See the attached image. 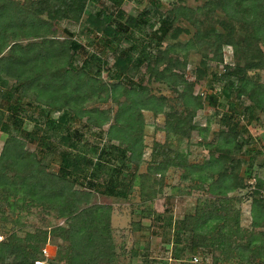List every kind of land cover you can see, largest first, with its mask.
Returning <instances> with one entry per match:
<instances>
[{"label":"rangeland","instance_id":"1","mask_svg":"<svg viewBox=\"0 0 264 264\" xmlns=\"http://www.w3.org/2000/svg\"><path fill=\"white\" fill-rule=\"evenodd\" d=\"M158 1L159 13L174 15L166 34L156 44L151 34L155 23L146 34L142 31L147 29L134 30L131 37L150 42L145 51L159 61L129 66L120 78L113 76L118 51L132 38L124 33L119 42H104V22L96 13L114 15L116 7L107 0L87 2L75 21L39 15L48 23L39 37L25 25L8 30L4 45L0 42L2 57H15L9 47L23 50L26 45L46 54L18 66L25 84L17 90H12L16 79L0 73V123L9 120L15 104L23 109L20 125L0 130V153L5 141L15 137L22 142L23 161L29 160L27 167L17 163L2 170L7 184L0 185V234L4 243L28 253V261L33 257L41 264H69L71 237L100 231L108 240L105 254L111 255L109 261L106 255L94 258L96 264H264V224H252L258 214L253 201L264 199V34L255 28V23L264 27V0H231L226 5L225 0ZM147 2L123 0L121 22L126 25ZM227 9L240 18L228 16ZM149 19L156 22V16L149 14ZM69 40L104 61L98 77L89 69L78 76L66 73L68 65L59 51ZM32 50L27 54H34ZM66 51L78 72L84 56ZM252 64L258 66L249 68ZM229 71L238 74L234 81L245 85L246 95L236 99L232 92L226 100L218 93L227 78L212 75ZM32 78L39 87L28 84ZM42 85H49L51 97ZM252 90L259 107L250 104ZM4 91L11 96H3ZM209 93L217 94L215 104L207 103ZM140 96L159 112L135 111ZM127 104L133 116L116 120ZM62 105L71 108L66 121L52 129L49 121L56 120ZM246 105L251 117L243 109ZM66 129L81 135L74 149L59 142ZM45 132L50 136L41 142ZM132 141L137 159L122 166L124 174H134L125 199L53 180L62 151L84 152L94 159L91 146L127 147ZM220 168L225 176L214 182ZM213 183L216 191L210 192ZM201 211H212V218L203 222L197 217ZM182 216L185 233L175 244L173 225Z\"/></svg>","mask_w":264,"mask_h":264},{"label":"trees","instance_id":"2","mask_svg":"<svg viewBox=\"0 0 264 264\" xmlns=\"http://www.w3.org/2000/svg\"><path fill=\"white\" fill-rule=\"evenodd\" d=\"M99 1L101 0H25L24 2L18 3V1L13 0H0V42H2L4 45L5 33L8 30H14L16 29V27L24 29L25 25H28L29 28L36 31L33 32V34H38L36 36L39 37L40 30L42 28H45V25L48 24L47 21L41 19L39 15L44 14L46 18L55 16L61 17L62 19L70 16V18L75 21L83 12L84 6L87 2L95 3ZM107 1L114 7H116L114 15L105 13L102 10L96 13V15L100 16L101 20L104 22L102 35H105L107 37L104 40L105 43L121 41L122 34L124 33H126L127 36L131 37V33L134 30L141 31L143 29H147L146 31H142L144 32V34H146L147 31H150L156 23V28L151 31V34L155 38V42L157 44L166 34L173 21L174 15H172V11H168L166 14L159 13V1L148 0L147 4L138 13V15L130 19V21L125 25L121 22V19L123 18L125 13L120 7L123 0ZM229 1L231 0H225V5ZM248 1L257 2L258 0H247L245 2L248 3ZM149 14H151L153 17L156 16V22L149 19ZM226 14L231 17L234 16L237 19L240 18L239 13L235 11L233 12L227 9ZM255 24L256 32H258V34H264L263 25L260 23ZM131 38L132 42H130V44H128L125 48H122L118 51V57L116 58L115 62L116 68H114L113 75L115 78H120L121 73L125 71L129 66L136 68L146 60L149 61V63L152 65L156 64L159 61L156 56H152L149 52L145 51V48L147 46H150V42L138 40L136 37ZM140 41L143 43H140ZM66 45V49L63 48L59 51V54L63 59L66 60V64L68 65V71L66 73L73 72L75 76H78L77 73L81 74L89 69V71H91V73L95 77L99 76L102 65L104 64V61L100 58V56L96 55L95 53H88L85 50L84 46L78 43L76 40H69L67 41ZM9 48H11V50H14L12 53L16 51V53L13 54L15 55V57L11 58L0 56V73H3L6 76L14 77L16 79V84L13 85L12 90H17L18 85L21 87L25 84L24 80L20 81L21 76L23 75V69L19 70L18 66H24L34 63L39 59L41 60L42 57L46 54H44L40 50L33 51L32 45H26L25 49L23 50L17 49L18 47L16 46ZM3 49L4 46H2L0 43V54ZM29 49L32 50L34 54L28 55L27 51ZM68 49L72 50L75 55L81 53L84 56L82 59V63L78 68V72L77 70L74 71L75 67L72 66L73 55H67L66 50ZM256 66L258 65L252 64V66L248 67L253 68ZM222 76L227 78V82L224 84L225 86L223 85L222 88H220L218 93L224 96L226 100L229 98L232 92H234L236 99L243 94L246 95V92L244 91L245 85L234 81V78L238 77V74L236 72L229 71L227 73L221 74V76L220 74L216 75L214 73L212 75V77L215 79H221ZM25 78L28 80V77L26 75ZM159 78L161 80H164L163 77ZM33 80L35 79L32 78L28 82V84L33 83L34 85L39 87L38 83ZM48 86L49 85H42L41 87L42 90H44L43 92H47V94L49 95V93L52 94L53 91L48 92ZM2 95L9 98L11 96V92L4 91ZM247 96L252 107H259V103L257 102L258 96L255 95L253 90ZM216 100L217 94L209 93L207 95L208 104H215ZM64 105L60 106V108H62V112L57 116L56 120L49 121L50 127L52 129L60 127L66 121V112L71 108L67 105ZM228 105L230 108H232L230 101H228ZM135 106V111H138V109H147L152 111L153 113L159 112L157 107L156 110L154 107H147L148 99H144L142 97L135 101L134 107ZM251 106L246 105L243 107V109L248 112L249 117H251L252 113ZM131 107L132 106L130 104H127L121 111L117 113L116 120H119V117L124 114L133 116L132 114L134 110L131 111ZM12 111L13 112L8 113L7 115L9 120L0 123V130L8 132L9 124H12V126L14 127L20 125L22 120L21 112H23L22 107L15 104L12 107ZM122 117L124 118V116ZM26 135L28 139H31L30 134ZM51 135L56 136L54 132H52ZM47 136L50 135H48L46 132L42 134V136L40 137L41 142H43V139H45ZM80 136L81 135L77 131H69V129H66L65 133L59 136V142L69 149H74L76 147V142ZM230 136L231 139H234L235 137L234 134ZM134 145V141H132V144L128 145L127 147H121L113 143H108L99 148L96 146H91V153L96 155L94 159L92 156H88L84 152L72 154L70 151H62L60 153L58 169L55 174L51 175L54 177L53 180L56 183L60 184L59 181H62L61 185H66L65 187L79 185L82 188L94 191L102 195L125 199L128 195L134 174H124L122 172V166L125 164V162H135V159H137L135 157L136 153L134 154ZM22 148V142H20L15 137H11L5 141L0 153V185L7 184V180L2 174V170L4 168L9 167L10 165L16 166L17 163H20L23 166L26 165L25 167L28 166L29 160L25 162L23 161ZM114 160L118 161V165L113 164ZM153 168L156 170V167ZM216 174L217 178L214 180V182H220L221 178L225 176L224 171L221 168L216 172ZM245 175L249 176V171H247ZM39 182L40 180L37 179L34 182V185H38ZM213 185L215 184H211L210 192L216 191L215 188H212ZM257 186L258 183L255 184L256 189ZM254 208H256L258 214L253 216L252 224H264V199H262L260 203L254 200L252 209ZM212 215V211H201L197 217L203 218V222H205L206 219L212 218ZM185 219L186 217L182 216L174 221L172 242L175 244H177V242L182 239V233H185ZM71 238L72 245L68 256L69 264H96L94 258H102L105 255L106 260H110L111 254H105L104 251L106 241L108 240L103 239L100 231L95 232V235L93 234V232H91L90 234H87V236L85 235L84 238H82L81 236H75L74 238ZM185 246H188V248H186L189 250L192 249V246L190 244ZM238 249L239 248L237 246L234 247L235 251H237ZM9 256H12L14 261H11ZM27 256L28 253L18 250L17 246H9L3 241H0V261L6 264H27L30 261L28 264H35L34 261H36L37 259H32L33 257H31L28 261ZM92 256H94L93 259ZM175 256L176 253L174 252L173 258H176Z\"/></svg>","mask_w":264,"mask_h":264},{"label":"built area","instance_id":"3","mask_svg":"<svg viewBox=\"0 0 264 264\" xmlns=\"http://www.w3.org/2000/svg\"><path fill=\"white\" fill-rule=\"evenodd\" d=\"M2 240H3V236L0 234V241H2ZM42 253H43L44 255H47V254H46V253H47V250H46V249H42ZM34 262L37 263V264H41V261H34ZM0 264H6V263L0 261Z\"/></svg>","mask_w":264,"mask_h":264}]
</instances>
